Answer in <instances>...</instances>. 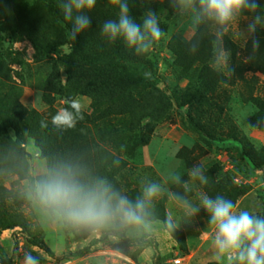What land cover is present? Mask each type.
Instances as JSON below:
<instances>
[{
	"label": "rangeland",
	"instance_id": "374dc122",
	"mask_svg": "<svg viewBox=\"0 0 264 264\" xmlns=\"http://www.w3.org/2000/svg\"><path fill=\"white\" fill-rule=\"evenodd\" d=\"M49 2L55 3L54 8L58 9L60 18L53 13V5L44 0H0V66L7 68L1 81L4 88L15 87L21 104L39 113L57 134L58 137L53 139L55 142L51 140L54 145L47 154H74L75 148L65 146L58 139L70 133L78 134L84 138L83 148H88L96 161L94 170L107 156L120 160L118 167L108 166L107 169L110 173L114 168L119 171L112 180L133 198L139 194L142 181L153 180L162 183L171 192L187 196L196 205L200 203L199 193L204 192L212 198L222 195L242 209L264 215V50L260 48V56L257 55V67L260 65L263 69H251L247 55L251 41L247 25L251 17L241 19L224 37V47L231 53L229 68L215 69L210 59V67L223 76L218 89L207 93L200 103L196 101L191 106H184V96L188 92H196L198 76L192 69L185 71V67L178 63L174 45L188 43L190 30L170 0H127L129 15L134 20L140 22L145 11L151 9L159 14L161 28L166 33L145 54L158 66L159 91L139 87L132 88L130 93L134 100L147 106L162 104L158 101L161 95L170 98L176 106L169 116L158 121L139 113L143 126L151 124L154 131L147 144L133 141L134 145L126 135L118 133L121 129L116 115L120 111L117 105L121 102L118 99H109L110 111L108 103L101 106L105 97L95 102L89 95L81 93L74 67L77 60L73 57L78 50L68 38L72 25L63 19L60 7L63 0ZM105 10L116 14L119 8L110 0H96L94 9L88 13L91 21L89 28L77 35L80 51L86 53L93 50L95 59L102 62L111 59L115 56L112 53L116 52L113 43L101 34L102 26L98 24H103L101 14ZM259 10L264 14V7ZM23 29L38 34L45 43L56 44L57 51L46 49L43 54H37L31 42L24 37ZM90 31L94 32L92 43ZM209 31L212 34L211 29ZM257 35L264 40V28H258ZM121 64L126 72H139L142 65L148 62ZM189 75L193 78L191 83ZM244 78L249 82L247 87ZM61 86L65 88V93L58 91ZM252 97L259 98L261 105L251 101ZM74 98L83 106L84 119L78 121L74 129H55L51 117L60 108L68 107L67 101ZM95 103L101 107L94 106ZM11 136L19 140L27 153L38 145L31 135L28 121H24L17 131L11 130ZM197 164L203 165L209 178L207 185L191 180L188 175V170ZM169 171L181 175L190 190L186 192L181 185L173 184L167 178ZM18 179L0 180V264H21L25 251L39 254L41 264L216 262L212 229L208 226L209 216L203 208L195 216H186L175 201L167 194L163 195L157 201L156 213L163 209L174 217L178 225L176 234L160 229L147 244L137 247L128 240L107 236L88 238L47 227L27 205L7 197ZM245 187L250 188L249 193L236 197L238 190ZM16 220L22 222L26 230L21 226L11 229L9 225ZM33 238L44 241L54 255L50 256L33 246Z\"/></svg>",
	"mask_w": 264,
	"mask_h": 264
},
{
	"label": "clouds",
	"instance_id": "9594fccd",
	"mask_svg": "<svg viewBox=\"0 0 264 264\" xmlns=\"http://www.w3.org/2000/svg\"><path fill=\"white\" fill-rule=\"evenodd\" d=\"M119 8L117 19L103 23L101 34L113 43L122 39L136 55H145L166 33L161 28L159 14L148 9L137 22L129 15L127 0H110ZM178 16L191 32L189 51H198L204 30L211 29V64L215 69H228L230 51L224 47V37L233 25L251 17L247 35L252 41L253 58L260 49L255 34L264 28L258 0H170ZM96 0H63L60 7L63 19L72 27L68 38L90 26L91 12ZM147 75V74H146ZM68 107L60 108L52 117V126L59 131L74 129L84 119L83 106L78 99L67 101ZM41 127L48 123L41 121ZM120 160L113 158L111 167H118ZM193 181L209 183L203 165H193L188 170ZM19 178L8 191L9 199L27 205L49 228L62 233L88 238L107 236L128 240L143 247L153 235L163 229L173 233L177 222L171 214L163 220L156 213L157 201L165 194L175 201L186 216H195L201 208L208 213V226L212 229V247L217 264H264V215L254 210L240 208L222 195L215 198L199 193V205L185 195L167 190L160 182L144 180L140 192L133 198L118 187L108 175L97 172L80 156L67 153L45 155L37 145L30 153L19 147L0 149V180ZM185 191L189 186L181 175L169 171L167 177ZM21 264H41V256L25 251Z\"/></svg>",
	"mask_w": 264,
	"mask_h": 264
},
{
	"label": "trees",
	"instance_id": "16d2710c",
	"mask_svg": "<svg viewBox=\"0 0 264 264\" xmlns=\"http://www.w3.org/2000/svg\"><path fill=\"white\" fill-rule=\"evenodd\" d=\"M44 1L51 4V6L53 5V13L57 16V18H60L58 9L54 8L55 3H50L49 0ZM258 3L260 7H264V0H258ZM118 11L119 10H117V13L114 14L105 10V13L101 14V17L104 19L103 23L110 19H117ZM98 24L100 26L103 25L101 23ZM23 34L24 37L31 42L37 54H43L46 49H51L53 52L57 51L56 44L49 41L45 43L46 41L43 40L38 34H34L33 31L23 29ZM93 34L94 32L90 31V40H92L90 43H92L94 40ZM256 38L261 43L260 48L264 50V40H261L258 35L256 36ZM212 39L213 37L209 29L204 30V36L201 40L200 47L195 53L189 51V42L186 44L180 42L177 45H174V52H176L178 56V63L181 66L185 67V71L188 70L190 72L192 69L193 72H195L198 76L196 83V92L194 94H189L188 92V94L184 96V106H191L196 101L200 103L206 97L207 93L215 92L218 89L217 87L219 83H221V77L223 76L219 75L215 70H213L209 64L211 59L210 46ZM70 42L73 43L75 49L78 50L79 54H75L73 55V57H76L77 60L74 64V67L77 73V84L78 86H80L79 88L81 93L83 95H89L94 99L95 102H98L105 97L104 103L101 104V106L108 103L109 105L107 108L110 111L111 105L109 99H118L119 102H121L119 105H117L118 107H121H119V114H116L119 117V125H121V129L118 130V133H123L124 135H126L130 139L132 144H134L133 141H136L137 144H147L151 137V134L154 131V128L151 124L143 126L141 122V114L152 118L154 121H158L162 120L165 116H169L176 107L174 105V102H172L170 98L163 95H161L162 97L158 99V101L162 102V104L157 103L147 106L142 104L138 100H134L133 96L130 93L132 88L139 87L146 90L159 91L157 64L146 55H136L134 50H130L127 48L122 39H118L117 41L113 42L112 47L116 52H113L112 54H114L115 56L111 57V59H108L106 62L97 61L94 57L93 50H88L86 53L80 51V41L78 39V36L74 41L70 40ZM251 54L252 41L249 42L247 48V55L250 57ZM257 55H259V50L255 53L253 58L249 59L248 66L254 70H261L263 69V66L259 65L257 67ZM146 61L148 62V64L142 65L139 72H126V69L122 67L121 64L122 62L143 63ZM5 71H7L5 65L0 66V149H14L16 147H19L25 152L19 140L12 138L11 130L17 131L24 121H28L30 123L31 135L38 141L40 149L46 155L49 152V149H51V147H53L54 145L51 140L58 136L53 132V130L51 129V125L47 121L46 122L48 123V127H41V121L45 120L41 117V115H39V113L29 110L21 104L19 98L20 95L15 87L9 86L4 88L5 85L2 84L1 80L3 78V75H5ZM241 73L243 74L244 72ZM5 77L7 78V76ZM188 78L189 80H191V83L193 79L192 76L189 75ZM224 79L227 81V78ZM244 82L246 83L245 85L247 87L249 82H247L246 80ZM118 85H126L127 87H124V89L122 87H119ZM64 89L65 88L61 86V90L58 91H60L61 93H65ZM250 99L251 101L261 105V100L259 98L252 97ZM94 106L101 107L96 103L94 104ZM106 114L107 111L105 110L104 115ZM60 140L65 146L71 145L72 148H75L76 150L74 155L80 156L89 166L93 168V166L96 165V161L93 159L91 151H89V149L86 147L83 148L84 146L82 145L84 142V138H82L81 135H72L70 133L67 136L64 135L62 137H59L58 141ZM81 148H83V151L81 150ZM112 159L113 158L107 156L104 161L97 164L98 166L96 169L97 172L108 175L110 179L115 178L119 173L116 168H114L111 173L107 169L108 166H111ZM114 181L115 180H113V182ZM249 191V187L239 189L236 193V197L244 196L248 194ZM1 197L2 196H0V198ZM167 215L168 214L163 209H161L157 213V216L161 220H163ZM20 226L23 227L24 230H26L25 225L17 220L13 221L9 225L11 229ZM171 234L175 235L176 230ZM31 243L33 246L40 248L50 256L54 255L51 248L44 241L33 238L31 240ZM209 264H217V262H211Z\"/></svg>",
	"mask_w": 264,
	"mask_h": 264
},
{
	"label": "built area",
	"instance_id": "2783aa9c",
	"mask_svg": "<svg viewBox=\"0 0 264 264\" xmlns=\"http://www.w3.org/2000/svg\"><path fill=\"white\" fill-rule=\"evenodd\" d=\"M177 262H180V260H177Z\"/></svg>",
	"mask_w": 264,
	"mask_h": 264
}]
</instances>
